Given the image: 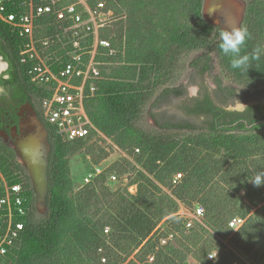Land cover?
<instances>
[{
    "label": "trees",
    "instance_id": "trees-1",
    "mask_svg": "<svg viewBox=\"0 0 264 264\" xmlns=\"http://www.w3.org/2000/svg\"><path fill=\"white\" fill-rule=\"evenodd\" d=\"M105 1L110 9L113 5L125 9L126 43L122 41V48L121 40L113 37L119 40L118 51L114 56L98 57L119 65L111 69L106 80L96 83L94 96L85 101V111L98 132L134 154V162L142 169L134 181L136 195L114 197L102 186L104 174L97 176L102 180L99 196L90 184L74 192L69 160L87 148L91 136L65 142L44 121L41 102L47 91L30 83L28 65L20 61L21 39L0 22V59L7 65L5 78L0 77L4 89L0 129L7 124L2 121L6 116L16 126L17 109L28 105L47 132L48 146L43 212H39L28 168L19 162L13 149L0 141V169L22 184L28 201L20 241L4 264H61L66 250L73 249L87 255L104 246L98 236L104 227L110 229L118 245L134 250L160 220L176 212V201L185 206L200 205L205 211L204 227L182 249L156 251L150 264H188L186 254L192 250L193 258L203 264H264V185L257 187L250 181L255 172L264 171V0H239V28L249 33L241 55L251 58L257 48L261 49V58L252 61L247 71L232 69V57L221 52L222 30L204 18L205 0ZM62 26L55 15L44 16L36 25L35 35L41 39L58 35L65 43L67 35L62 34ZM112 48H116L113 43ZM50 50L57 51L60 59L53 67L57 72L68 61L66 54L71 48L53 44ZM193 54L198 55L190 59ZM212 56L224 78L255 94L243 111L226 110L233 93L222 88L219 81L214 83L212 95L203 84L211 70ZM186 59H190L188 67L201 80L199 95L178 107L187 119L161 113L153 117L155 130L142 129L139 121L157 92L161 100L170 94L174 98L184 96L183 88L170 85L180 76ZM198 150L207 155L199 158ZM99 161L96 159L94 164ZM177 173L182 179L172 188L170 182ZM158 186L172 188L171 197L161 193ZM96 197L107 205L99 217L89 215ZM234 217L245 222L233 233L228 222ZM205 229L229 237L228 244L221 246L218 258L212 261H206L210 249L204 240L208 234Z\"/></svg>",
    "mask_w": 264,
    "mask_h": 264
},
{
    "label": "built area",
    "instance_id": "built-area-1",
    "mask_svg": "<svg viewBox=\"0 0 264 264\" xmlns=\"http://www.w3.org/2000/svg\"><path fill=\"white\" fill-rule=\"evenodd\" d=\"M49 15H55L62 22V34L67 35L65 43L58 35L55 39L36 37L39 19ZM114 17V11L108 8L105 0H0V22L21 39L20 61L28 65L30 83L47 91V97L41 102L43 119L65 142L86 140L89 136L106 139L90 123L85 101L94 96L96 83L106 80L111 67L116 66V63L98 60V57L114 56L110 39L100 35L107 24L115 21ZM120 19L125 20V15ZM53 44L71 48L66 54L68 61L57 72L53 67L60 59L56 56L57 51L50 50ZM120 53L122 55L123 51ZM106 173V185L118 183L116 173L100 165L94 168V176ZM180 179L181 174L177 173L171 183L177 185ZM27 202L22 184L0 169V264L5 263L6 256L20 241L28 211ZM179 212L177 218L187 232L201 224L205 213L200 205L193 206L190 212ZM244 222L245 219L234 217L228 222V227L235 232ZM171 240L172 234H167L160 236L157 243L164 247ZM214 256V252L208 253L207 261L214 260Z\"/></svg>",
    "mask_w": 264,
    "mask_h": 264
},
{
    "label": "rangeland",
    "instance_id": "rangeland-1",
    "mask_svg": "<svg viewBox=\"0 0 264 264\" xmlns=\"http://www.w3.org/2000/svg\"><path fill=\"white\" fill-rule=\"evenodd\" d=\"M110 1L111 3H116L113 0ZM114 7H116V12ZM112 9L115 14V21L107 24V26H105V28L101 30L100 35L111 40L113 37H115L116 39L121 40V42L123 41L126 43V34L128 31L127 13L125 9H123L119 5H113ZM241 9L242 3L239 0H205L203 6V15L209 23L219 26L222 31H230L233 27H239ZM123 15H125V20L120 19V17ZM119 40L111 41V47L112 43L113 46H116V48H112L114 54L118 51L117 41ZM197 55L198 54H193L190 59ZM190 59L184 60L183 70L181 71L180 76L177 78L174 84L170 85L173 88H183L184 96L182 98H174L170 94L168 95V97L161 100L159 99V93L157 92L154 95L153 99L146 105L142 119L139 121V126L142 129L155 130L157 128V125L153 121V117L161 113H163L165 116L174 117L178 120H181L183 118L184 120L187 119L178 107L184 100H190L191 98H195L199 95V84L201 83V80L196 77L191 68L188 67ZM0 64L2 65V69L0 71L1 76L6 69V64L1 59ZM118 65L119 64H116V66ZM114 68L115 66L111 67V69ZM216 81H219L221 83L222 88L233 93V98L230 97L228 99L230 103L226 107L227 110L243 111L247 104L252 103V99L255 94H252V92L244 91L240 87L232 84L230 81L224 78L218 70L215 58L212 56L211 70L204 76L203 79V84L207 88H209L211 95L213 93V90L216 89L214 84L216 83ZM193 85L197 86L198 89L195 95H192L189 92L190 86ZM18 116V127L16 129H10L9 134L0 132V141L13 149L18 156L19 162L27 167L21 153L17 148V145L24 135L33 131V127L30 121V117L33 116V112L31 111L29 106L24 105L18 110ZM86 147L87 148H85V150L77 153L69 160L70 178L72 180L74 192H77L84 186L90 184L95 189V196H99V185H101L102 180L100 179V177L94 176V168L100 165L102 168H108L109 172L116 173L119 177L118 183H109L107 185V173L105 174V177H103L102 186L103 188L107 189L110 194H115L114 197L117 195H121L124 197L136 195L137 182L134 181L136 179V173L138 171H142V169L140 167V164L134 162V154L120 149L113 140L107 137L106 139L103 138L102 140H99L98 138L95 139L93 137L91 138V140L87 141ZM198 153L199 158L207 155V153L203 150H198ZM218 157V155L213 156V158ZM96 159H100L98 164H94V161ZM180 181L178 184H180ZM170 184L173 186L172 188L178 186V184L176 186L171 182ZM158 187L160 188L161 193H164L167 196L169 195L171 197L170 191L172 188H170L169 186ZM241 195H243V193H241ZM37 200V209L39 212H43L41 195H39L38 193ZM242 201L244 203H247V201H244L243 199ZM93 203L95 206L89 209V215H96L97 217H99L101 211H104L107 208V205L103 203L101 197H96L93 200ZM176 204V212L160 220L156 225L158 229L155 231V233H153L152 236L146 238L136 249H125V247H123L122 245H118V243H116L115 241V238H112L110 236V229L108 227H104L102 233H98V236L103 241L104 246H102L95 252L88 253L87 255L79 249H73L71 251L66 250L65 257L61 260V264H150L153 260V254L160 249H182V245L186 246L187 240L189 238H192L194 237V235L201 233L198 230L204 227V225L203 222H201V224L196 225L193 230L188 232L185 231L181 225V221L178 220L179 218H177V213H180L179 210L183 212H190L193 208V205H195L196 203H193L191 206H185L184 204L176 201ZM252 212L253 211H251L250 214ZM105 229H107V232H104ZM205 230H207L209 235L205 234L204 240L207 239L206 244L208 243L207 245L210 249V253L214 252V257L217 259L219 250L222 249L221 246L228 244L229 237H224L208 229ZM167 234H172V240L167 244V246L162 247L157 243V239L160 236H164ZM228 247L230 251H232L231 247ZM192 252L190 251L188 252V254H186L187 263L203 264L202 262H198L195 258H193ZM102 259H104L103 262L101 261Z\"/></svg>",
    "mask_w": 264,
    "mask_h": 264
},
{
    "label": "water",
    "instance_id": "water-1",
    "mask_svg": "<svg viewBox=\"0 0 264 264\" xmlns=\"http://www.w3.org/2000/svg\"><path fill=\"white\" fill-rule=\"evenodd\" d=\"M30 121L33 131L22 137V139L18 142L17 148L26 163L36 192L41 195V201L43 202L46 187V166L48 152V146L46 143L47 132L34 113L33 116L30 117ZM261 122L264 123V120Z\"/></svg>",
    "mask_w": 264,
    "mask_h": 264
},
{
    "label": "clouds",
    "instance_id": "clouds-1",
    "mask_svg": "<svg viewBox=\"0 0 264 264\" xmlns=\"http://www.w3.org/2000/svg\"><path fill=\"white\" fill-rule=\"evenodd\" d=\"M249 38V33L246 29L233 27L230 31L223 30L221 33V43L219 48L225 56H231L230 67L232 69H241L247 71L252 61L259 60L261 58V49L257 48L252 57L248 54L241 55V48L246 44ZM197 86H190L189 92L195 95L197 92ZM254 186L264 185V171H258L254 173V177L250 180Z\"/></svg>",
    "mask_w": 264,
    "mask_h": 264
},
{
    "label": "flooded vegetation",
    "instance_id": "flooded-vegetation-1",
    "mask_svg": "<svg viewBox=\"0 0 264 264\" xmlns=\"http://www.w3.org/2000/svg\"><path fill=\"white\" fill-rule=\"evenodd\" d=\"M219 27V26H218ZM220 28V27H219ZM6 69H7V65H6ZM5 69V71H6ZM5 71L2 73V77L5 78L4 76V73ZM0 76V77H1ZM4 93V89L2 87H0V96L2 97ZM199 94V93H198ZM24 106V105H23ZM22 107V106H21ZM246 107V106H245ZM20 109V107L17 109L16 111V116H18V110ZM245 109V108H244ZM227 110V109H226ZM229 111V110H228ZM19 118V116H18ZM5 120L7 121V124L5 125L4 129H0V132H3V133H6V134H9V130L10 129H16L18 127V124H19V119H18V122L16 124V126L13 125V120H11L8 116H6L5 118H2V121L5 122Z\"/></svg>",
    "mask_w": 264,
    "mask_h": 264
},
{
    "label": "bare ground",
    "instance_id": "bare-ground-1",
    "mask_svg": "<svg viewBox=\"0 0 264 264\" xmlns=\"http://www.w3.org/2000/svg\"><path fill=\"white\" fill-rule=\"evenodd\" d=\"M1 69H2V65L0 64V71H1Z\"/></svg>",
    "mask_w": 264,
    "mask_h": 264
}]
</instances>
